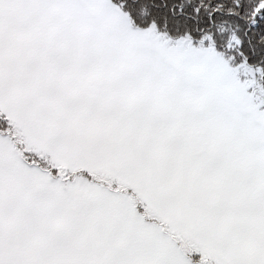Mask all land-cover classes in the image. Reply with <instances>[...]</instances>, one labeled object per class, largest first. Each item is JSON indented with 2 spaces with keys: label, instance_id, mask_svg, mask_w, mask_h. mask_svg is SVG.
I'll use <instances>...</instances> for the list:
<instances>
[{
  "label": "snow or ice",
  "instance_id": "snow-or-ice-1",
  "mask_svg": "<svg viewBox=\"0 0 264 264\" xmlns=\"http://www.w3.org/2000/svg\"><path fill=\"white\" fill-rule=\"evenodd\" d=\"M0 264H264V0H0Z\"/></svg>",
  "mask_w": 264,
  "mask_h": 264
},
{
  "label": "trees",
  "instance_id": "trees-1",
  "mask_svg": "<svg viewBox=\"0 0 264 264\" xmlns=\"http://www.w3.org/2000/svg\"><path fill=\"white\" fill-rule=\"evenodd\" d=\"M196 259H199L198 257H196Z\"/></svg>",
  "mask_w": 264,
  "mask_h": 264
},
{
  "label": "rangeland",
  "instance_id": "rangeland-1",
  "mask_svg": "<svg viewBox=\"0 0 264 264\" xmlns=\"http://www.w3.org/2000/svg\"><path fill=\"white\" fill-rule=\"evenodd\" d=\"M198 257V256H197ZM199 258V257H198Z\"/></svg>",
  "mask_w": 264,
  "mask_h": 264
}]
</instances>
